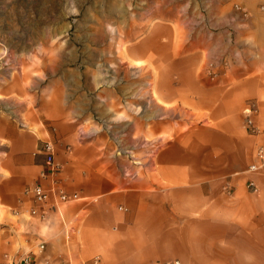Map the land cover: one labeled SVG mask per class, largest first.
<instances>
[{"label": "crops", "instance_id": "0c3cea01", "mask_svg": "<svg viewBox=\"0 0 264 264\" xmlns=\"http://www.w3.org/2000/svg\"><path fill=\"white\" fill-rule=\"evenodd\" d=\"M233 1L250 16L211 0L202 20L148 23L120 55L125 86L0 85V264H264V167L249 169L264 147V0ZM44 141L76 197L31 215Z\"/></svg>", "mask_w": 264, "mask_h": 264}, {"label": "rangeland", "instance_id": "374dc122", "mask_svg": "<svg viewBox=\"0 0 264 264\" xmlns=\"http://www.w3.org/2000/svg\"><path fill=\"white\" fill-rule=\"evenodd\" d=\"M211 5V0H0V85L23 80L30 92L52 86L65 92L70 87L71 93L79 84L125 86L120 55L148 23L202 20ZM146 75L140 72V86Z\"/></svg>", "mask_w": 264, "mask_h": 264}, {"label": "built area", "instance_id": "2783aa9c", "mask_svg": "<svg viewBox=\"0 0 264 264\" xmlns=\"http://www.w3.org/2000/svg\"><path fill=\"white\" fill-rule=\"evenodd\" d=\"M256 112V107L254 103L250 102L244 108V113L246 116L245 122L246 126L250 132H257V127L253 122L252 116ZM40 153L44 156L43 167L40 171L39 177L41 179H48L49 184L45 186L43 183L37 181L32 185H29L25 188V192L30 194L33 198L35 205L30 209L31 215L39 214L40 205L48 204L50 199H53L52 206H58L62 203H65L73 198L76 195H68L64 189L59 185L57 174L60 170L58 163L54 159L55 146L52 141H44L39 146ZM257 161L249 166L250 171H257L260 168L264 167V147H259L256 151ZM250 187L254 190L253 183H250ZM45 210L43 211L44 215ZM40 248H43V244L39 245ZM99 258L95 257L93 259V264L98 262ZM9 264H35V260L30 256L26 255L22 259L12 260ZM155 264H179L178 261L175 262H157Z\"/></svg>", "mask_w": 264, "mask_h": 264}]
</instances>
